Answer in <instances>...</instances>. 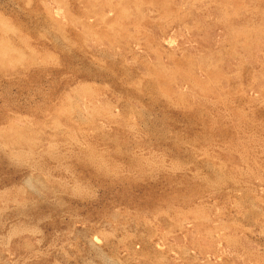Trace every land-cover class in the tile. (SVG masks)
Here are the masks:
<instances>
[{
	"label": "rangeland",
	"instance_id": "obj_1",
	"mask_svg": "<svg viewBox=\"0 0 264 264\" xmlns=\"http://www.w3.org/2000/svg\"><path fill=\"white\" fill-rule=\"evenodd\" d=\"M0 264H264V0H0Z\"/></svg>",
	"mask_w": 264,
	"mask_h": 264
}]
</instances>
